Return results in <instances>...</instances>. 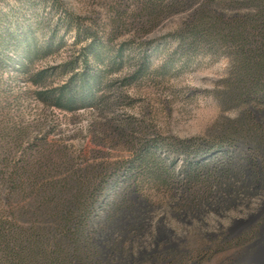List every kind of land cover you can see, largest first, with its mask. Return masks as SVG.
Instances as JSON below:
<instances>
[{"label": "trees", "instance_id": "16d2710c", "mask_svg": "<svg viewBox=\"0 0 264 264\" xmlns=\"http://www.w3.org/2000/svg\"><path fill=\"white\" fill-rule=\"evenodd\" d=\"M112 1L118 17L114 28L124 25L125 17L141 31L172 13L183 14L174 36L177 56L226 58L227 74L221 83L227 105L237 115L225 133L212 141L165 144L145 138L123 161L90 162L83 153L74 155L60 146L32 170L26 167L28 160L22 161V167L16 164L9 176L14 186L0 209V264H159L141 256L158 235L151 229V206L142 198L148 180L172 189L175 185L196 204L209 203L219 192L234 202L264 189V0ZM52 2L60 12L57 24L75 32L76 43L87 41L82 55L85 67L56 95L42 92L39 96L69 111L94 106L98 89L105 92V88L100 84L101 70L93 73L88 68L92 63L119 65L126 42L113 56L111 36H102L99 18L89 24L88 18L65 10L60 0ZM17 44L24 50L22 69L48 52L35 38L19 39ZM44 74L39 72L36 81L41 82ZM164 147L176 155L175 162L161 156ZM9 161L4 158L0 164L8 167ZM177 161L184 164L173 174ZM159 255L161 261L168 260L162 259L165 253Z\"/></svg>", "mask_w": 264, "mask_h": 264}, {"label": "rangeland", "instance_id": "374dc122", "mask_svg": "<svg viewBox=\"0 0 264 264\" xmlns=\"http://www.w3.org/2000/svg\"><path fill=\"white\" fill-rule=\"evenodd\" d=\"M60 1L65 10L88 18L89 24L99 18L102 36L113 40L111 54L115 56L124 41V56L119 65L92 63L88 68L93 73L101 70L100 84L105 88V92L98 89L94 106L69 111L45 102L40 93L56 95L75 72L83 70L87 41L76 43V33L57 24L60 12L52 0H0V163L10 159L8 167L0 164V209L14 186L10 173L16 164L22 167L23 160L32 170L63 146L74 155L83 153L90 162L123 161L145 138L165 144L212 141L237 115L227 105L221 83L227 74L226 58L177 56L174 36L183 14L172 13L140 31L126 17L124 25L114 28L118 17L112 0ZM31 38L48 52L22 69L26 60L17 42ZM41 71L44 77L37 82ZM123 125L128 126L126 131ZM32 146L36 148L31 150ZM160 154L175 162L176 155L167 148ZM183 164L177 161L173 174ZM144 187L142 198L153 214L151 229L158 234L141 253L148 262L264 264V189L234 202L219 192L209 203L196 204L175 185L172 189L148 180ZM161 252L166 255L163 260L168 257L166 262L161 261Z\"/></svg>", "mask_w": 264, "mask_h": 264}]
</instances>
